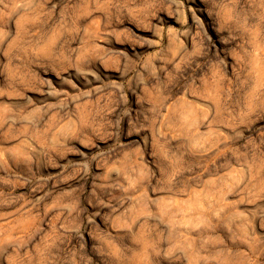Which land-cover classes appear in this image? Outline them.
<instances>
[{"label":"clouds","instance_id":"obj_1","mask_svg":"<svg viewBox=\"0 0 264 264\" xmlns=\"http://www.w3.org/2000/svg\"><path fill=\"white\" fill-rule=\"evenodd\" d=\"M0 264H264V0H0Z\"/></svg>","mask_w":264,"mask_h":264}]
</instances>
